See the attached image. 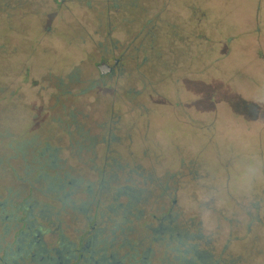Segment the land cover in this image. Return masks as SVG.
Segmentation results:
<instances>
[{
  "label": "rangeland",
  "instance_id": "rangeland-1",
  "mask_svg": "<svg viewBox=\"0 0 264 264\" xmlns=\"http://www.w3.org/2000/svg\"><path fill=\"white\" fill-rule=\"evenodd\" d=\"M108 53L120 68L102 77ZM49 161L101 216L97 251L124 264L182 247L150 235L162 217L213 264H264V0H0V264L30 239L19 204L56 205L31 186ZM120 189L137 218L115 241L105 206ZM63 219L78 243L83 217Z\"/></svg>",
  "mask_w": 264,
  "mask_h": 264
},
{
  "label": "trees",
  "instance_id": "trees-1",
  "mask_svg": "<svg viewBox=\"0 0 264 264\" xmlns=\"http://www.w3.org/2000/svg\"><path fill=\"white\" fill-rule=\"evenodd\" d=\"M148 27L155 29V21L150 20L148 22ZM151 31H147L148 34H150ZM57 166L58 163H55L54 161H49L47 164H41L42 169L39 175L31 183V186H34L37 179H40L41 182H46L47 193L44 194V196L50 197L56 205H45L36 201L33 203L26 202L19 204L18 206L17 210L21 214L17 221L18 223L20 222L24 224V227L19 230L18 235L22 237L25 234L26 236L28 235V237L30 236L27 248L22 252V254H27L34 264H124L123 261H119L117 259L115 254L108 255L104 254L102 251H97L98 247L103 244L105 245L106 250L108 242L106 238L102 237L104 232L101 230V227H98L99 223H102V218L98 214L94 218L91 217V210L88 207L90 204L88 201L82 203L77 202L74 199V195L78 194V191L82 190L80 181L78 182L77 180L71 179L69 174L65 175L63 178L50 176V171H54ZM43 173H46L47 175L45 176ZM42 191L45 193L44 190ZM84 192L91 199H96L95 192L92 187H86ZM121 197H128L130 200L133 198L135 199L134 195L127 189H120L113 192L111 203L105 206V212L108 217L107 220L113 223L112 231L113 239H115V241L124 235V231L128 233L131 229L129 231V234H131L134 231L133 227H135L133 225L130 229L128 228V225L133 223L132 218L136 217V214L130 212L133 209H124L122 205L118 203ZM92 201L93 200H91V202ZM64 213L71 215L73 217L72 220H74L75 217H79V215L84 219L85 224L83 227V235H81L78 243L76 244L69 243L63 236V229L65 227V221L63 219ZM164 219L167 218L162 217V219H159L161 225L152 229V233H150V235H162L163 238L167 237L169 243L175 242L179 246L182 245V247H179V250L176 252L174 250H169L171 251L170 254L166 253L162 257V261L164 260L165 264H213L212 254L207 250V248L203 249L201 247H197L195 244H190L191 246L187 245L186 240L183 237H177L173 234V231L169 227L164 226L166 224ZM40 220H43L44 223H48L58 230L57 246H54L51 249H46L44 247L46 251H48L46 254L39 253V246H37V241L40 239H36L37 231L41 232L42 236L46 233L43 228H36L37 226L35 223ZM66 224L68 223L66 222ZM126 228H128V230ZM21 241V239L19 240L17 238L16 244L20 246ZM42 241L43 239L41 240V243L43 244ZM132 244L133 243L129 246V244L124 242L122 246H129L130 250H134V257L139 259L142 263H145L147 259L151 258L149 251L146 250L142 252L138 249V247H135V245L138 246V244ZM42 258H44L43 261L41 260ZM217 263L228 264L226 261L220 260L218 262L215 261V264Z\"/></svg>",
  "mask_w": 264,
  "mask_h": 264
},
{
  "label": "flooded vegetation",
  "instance_id": "flooded-vegetation-1",
  "mask_svg": "<svg viewBox=\"0 0 264 264\" xmlns=\"http://www.w3.org/2000/svg\"><path fill=\"white\" fill-rule=\"evenodd\" d=\"M115 56L116 55L114 53H108L107 55L104 56V60H103L104 62H103V64H101V65L98 66V69H99L100 74H101L102 77H104L106 75L114 76L115 73H116V71H117V69L120 68V60L118 58H116ZM112 58H115V60H114L115 62H114V65L111 66V64H110L111 61L110 60ZM102 65H108V69H109L108 74H102L101 73V70H100L99 67L102 66ZM42 237H43L42 236V233L39 232V231H37L36 239L37 238H40L37 241V246H39L38 251H39V253L46 254V252H48V251H46V249L43 246H41L42 245V243H41V240H42L41 238ZM24 246L25 245L23 244V241H21V245L18 246V253L14 254L15 258L12 260V263L13 264H23L25 261H27V260H23L24 262L21 261V259H24V255H25V257H27L26 256L27 254H25V253H24V255L21 254V252H23L25 250L24 249ZM41 260L43 261L44 258H42ZM3 264H8V262L4 261ZM31 264H34V262L32 261Z\"/></svg>",
  "mask_w": 264,
  "mask_h": 264
},
{
  "label": "water",
  "instance_id": "water-1",
  "mask_svg": "<svg viewBox=\"0 0 264 264\" xmlns=\"http://www.w3.org/2000/svg\"><path fill=\"white\" fill-rule=\"evenodd\" d=\"M99 68H100L102 74H108V72H109L108 65H102Z\"/></svg>",
  "mask_w": 264,
  "mask_h": 264
}]
</instances>
